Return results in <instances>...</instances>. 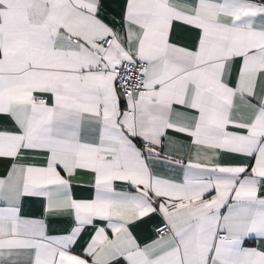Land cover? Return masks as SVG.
Wrapping results in <instances>:
<instances>
[{
	"label": "snow or ice",
	"instance_id": "obj_1",
	"mask_svg": "<svg viewBox=\"0 0 264 264\" xmlns=\"http://www.w3.org/2000/svg\"><path fill=\"white\" fill-rule=\"evenodd\" d=\"M0 264H264V0H0Z\"/></svg>",
	"mask_w": 264,
	"mask_h": 264
}]
</instances>
